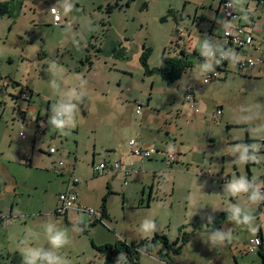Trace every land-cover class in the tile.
Segmentation results:
<instances>
[{
  "label": "rangeland",
  "instance_id": "1",
  "mask_svg": "<svg viewBox=\"0 0 264 264\" xmlns=\"http://www.w3.org/2000/svg\"><path fill=\"white\" fill-rule=\"evenodd\" d=\"M25 1L18 17L0 16V75L5 76L8 87L7 94L0 93V147L28 150L26 156L33 150L36 161L45 166H50V159L56 161L59 153L71 150L65 153V162L77 167L73 176L81 184L92 177L94 191L82 204L95 211L104 208L110 216L104 220L127 241H150L137 264H264V257L257 252L243 250L244 243L256 234L229 221L227 215L220 222L221 229H230L233 239L215 246L208 240L212 231L207 230L211 224L207 216L214 219L235 204L255 216V225L264 237L262 201L252 203L248 194L232 197L223 191L227 181L240 176L256 178V183L264 185V65L260 72H255V67L236 70L228 60L220 79L204 82L206 73L201 74L200 68L204 60L198 48H193L205 38L218 48L210 31L217 20L219 0H72L74 7L66 16L59 7L64 0ZM53 5L61 14L58 24L49 11ZM145 48L149 49L146 63L150 68L160 64L162 53L174 56L182 49L192 65L172 82L156 73L146 75L138 60ZM27 87L34 91V101L41 104L42 117L46 109L48 116L52 114L51 106L62 93L73 88L86 93L81 100H73L79 117L77 148L67 146L68 142L50 143L41 129L36 131L35 115L23 108L21 95L28 93ZM188 90L194 94L193 106L186 98ZM11 93L15 97H10ZM8 98L18 100L21 107H10ZM136 104L152 113L147 123L133 128L141 129L157 152L151 160L144 159V168L134 163L131 174L117 173L113 180H104L106 172L93 173L88 160L93 140L107 138L110 129L124 135L129 119L137 117ZM217 108L221 109L219 114ZM22 112L24 122L19 121ZM12 115L18 119L13 126ZM251 144L259 145L260 162H238L240 152L231 150ZM51 146L57 152L49 157L44 150ZM169 147L174 150L170 152ZM252 151L249 147L248 154ZM165 153H172L176 162L167 166L162 159ZM27 168L22 162L16 172L25 179ZM31 170H37L34 176L43 174V184L28 193L38 200L22 206V211L34 213L25 219L28 231L23 237L28 243L32 241L33 247L47 248L42 225L55 222L68 232L71 242L59 254L69 264H103L91 242L103 244L100 240L112 235L103 226L105 222L92 225L90 213L78 211L86 216L85 220L81 217V223L88 225L85 230L77 218L65 220L46 211L56 191V176L52 169L50 174ZM47 176L51 179L45 180ZM26 194L24 199L29 200ZM145 219L155 222L154 234L141 232ZM29 230L37 234L35 238L29 239ZM183 236L185 243L181 242ZM153 238L156 242L152 244ZM119 242L113 239L109 243ZM120 253L123 258L119 264H131L124 251L111 258L112 264H117ZM8 264H22L21 253Z\"/></svg>",
  "mask_w": 264,
  "mask_h": 264
},
{
  "label": "crops",
  "instance_id": "2",
  "mask_svg": "<svg viewBox=\"0 0 264 264\" xmlns=\"http://www.w3.org/2000/svg\"><path fill=\"white\" fill-rule=\"evenodd\" d=\"M0 2L8 3V9L5 15H8L9 17H18L21 14V11L23 10L26 4L25 0H17L15 1L13 5H12L13 0H0ZM219 4H220V1L218 3V8H217V12H218L217 14L218 16H216L217 20L213 22V26L210 31V34L213 37H215V40L217 43L216 46L220 48V43L222 42L221 35H222V31L225 28L226 24H231L232 27L240 26L243 29H245L247 32L251 33L253 37V44L250 46L242 47V48H235L233 46H227L226 49H231L232 51L237 53L240 57H244L246 55H256L257 52L254 50V45L260 44L264 46V0H242L241 6L233 7L234 12L238 16L230 17V18H225L220 13ZM251 4H253V7L250 8ZM258 10L260 11L258 14H256ZM261 15L263 16V19H261ZM139 57H138V60H139ZM200 59L204 60V57L202 56ZM228 62L229 61H227L223 65V70L224 68L227 67ZM263 65L264 63L256 66L254 68L256 70L255 72H260L261 67H263ZM5 83H6L5 76L0 75V93L4 92L5 94H7L6 91L8 90V87L7 88L5 87ZM188 91L192 93V96L194 98V94L192 90H188ZM27 92H28L27 94H29V99L24 100L23 108L27 112H31L32 115H35L34 121H35V125L37 128L36 131H39L41 129L43 134L51 139L50 143L52 141H59L60 143L63 142V144L68 142L66 144L67 146L71 145V147L77 148L78 126H75V128L71 130L66 129V131H70L67 135H64L60 133L59 131L51 128V126L48 124L49 111L48 109H46L47 106L45 108L46 111L44 112V116L42 117L41 113L43 110L40 107L41 104L36 103L34 101L35 100L34 91L28 90V87H27ZM10 97H15L14 93H11ZM2 102L4 106V103L6 102V100L5 102L4 101ZM7 103L8 104L10 103V107H13L14 104L17 108L21 107L18 105L19 101L18 100L16 101V99L14 101H11L9 99V101L7 100ZM23 108L20 109V112L24 111ZM135 113L137 117L133 120H132L133 117L129 119V123H128L129 129L128 131H126V133H124V135L114 134L111 132V129H110V131H108L107 138L100 136L99 138H95L93 140V151L91 154V158L90 156H88V160H90L93 173H94L93 167L95 165H98L101 162L119 161L125 167L126 170L129 169V171H125L123 169L118 170V171H113L112 169H103L98 173L106 172L105 173L106 175L103 176L104 180H113L114 178H116V176L114 175L117 173H120L123 175H129L132 173L134 169L133 168L134 163H138L139 166H142L144 168L145 167L144 165L147 164V162H145L144 159L151 160L152 155L149 158H144V159H140L138 157H134L133 155H131L130 147L128 144L130 139L135 138L137 143H139L143 147L152 148L154 151L152 154L157 152V150H154L153 148V143L150 141H147V135L143 136V132L141 129L133 128V127H136V125H139V128H140L144 123H147L150 120V115L152 112L150 110H147L146 107L142 106L140 111L139 112L135 111ZM24 116H25V113L22 112V114H20L19 116V121L24 122ZM42 118H44V121L41 120ZM74 120L77 125L79 117L75 115ZM0 121H1V116H0ZM16 122H18L17 117L14 118L12 115L10 125L13 126L14 123L16 124ZM0 132H1V128H0ZM36 136L37 135L34 134V138ZM13 150L14 149L11 148V145H8L7 147H0V264H8L9 262H11L13 257L17 256L18 253L20 252L19 249L24 246V242L27 241L23 237L24 234H26V232L28 231V220H25V219H27L29 215H33L34 213L22 211V206L24 205L27 206L29 205L31 201L38 200V196H34V194L32 196L31 195L29 196L28 193L32 192L34 188H38L40 183L43 184V182H41V178H43V174L38 173L37 176H34L37 170L35 171L31 169H41L43 171L42 173L47 172L48 174L52 172L51 169L53 170L52 173L56 176L53 179V182L56 185V191L53 192L52 198L50 202L47 204L46 211H50V213L52 212L56 216H64L65 220L69 219L72 221L75 218H77L76 219L78 220L77 223L82 224L81 217L85 220L86 216L79 214L78 211H81V210H78V207L84 206L86 208H90V207L83 205L82 203L88 202V196L91 194V192L94 191V189L91 188L92 177H88V180L87 182H85V184H81L79 179H77V182H72V178H76L73 176V174L76 171L77 167L75 166V164H69L65 162V153H70L72 152L71 150H66L67 152L61 153L63 154L62 156L59 153L55 158L56 161L50 159V166L40 165L35 159V154L33 150L27 156L25 154H26V151L28 152V150L26 151H23V150L13 151ZM56 152H57V149L55 150L54 153ZM13 153L16 156H14ZM44 153H46L47 156L49 157L52 154H54V153H49L47 149L44 150ZM165 155L162 158L165 164L167 166L172 165V163L171 164L166 163ZM74 161H75V157H74ZM22 162L26 164L28 168H30V170H28L27 168L25 179L22 178L16 172L17 166L21 165ZM59 162H61V164ZM174 162H176V157H175ZM27 174H29L30 176L28 177ZM50 179L51 177L47 176L45 180H50ZM262 187H264V185H262ZM68 189H70L71 191L77 194V199L75 202L76 204L72 208L68 209L65 212V214L57 215L55 213V208L57 206V195L61 191H65ZM25 194L27 197H29L30 201L28 199H24ZM24 200H26V202ZM261 203L264 204V201H262ZM259 206L260 204L257 205V208H259ZM93 212L94 213H90L93 221L94 220L100 221V222L104 221L105 225L103 226L108 231L112 232V235L106 234L107 236L100 240L105 243L103 244L100 243L97 246L107 244L111 242L113 239H118L120 242L122 241V242H127V243L133 241V240L127 241L125 237H122V235H120L119 233L114 232V228L111 227V224H109L103 218L104 216H107V213L106 215H104L102 211H97V210L96 211L93 210ZM83 213H86V212H83ZM107 217L110 218V216H107ZM225 217L226 216H224L221 221H223ZM227 218H228V214H227ZM82 226L83 228H85V230L88 227V225H84V224H82ZM219 229H221V224L219 225ZM207 230L213 231L215 229L208 228ZM260 231L261 229L259 227V231L255 236H259L261 238V250H262L263 255L261 257L258 253L257 254L259 257L263 258L264 257V237ZM28 244L30 246H34V243L32 241L31 243H28ZM92 244L95 245L94 243ZM245 248H246V242L244 243V247H243L244 252H245ZM95 251L97 250L95 249ZM97 253L99 252L97 251ZM99 255L101 256L100 258L102 259L103 264H106V257L101 253H99Z\"/></svg>",
  "mask_w": 264,
  "mask_h": 264
},
{
  "label": "clouds",
  "instance_id": "3",
  "mask_svg": "<svg viewBox=\"0 0 264 264\" xmlns=\"http://www.w3.org/2000/svg\"><path fill=\"white\" fill-rule=\"evenodd\" d=\"M242 0H231L229 7L241 6ZM59 7L63 9V15H68L74 5L72 0H64L63 3L59 4ZM51 12L55 16L56 20H60V12L56 5L51 7ZM226 34H232L230 31L232 28L231 24H226ZM194 50L198 48L199 53L203 56L204 62L201 64V74L214 71L215 65H218L223 60H229L233 64L239 62L242 57L231 49L225 48H213L210 44L209 39L205 38L202 42L193 46ZM219 53V55H217ZM54 64V63H53ZM52 65H50L51 67ZM52 86L57 87L56 81H52ZM86 93L81 90L79 93L75 88L69 90L67 93L61 94V99L54 105L51 106V115H49L48 124L51 128L59 131L60 133L67 135L70 131L66 129H73L76 126L74 116L77 112V104L73 102L79 101ZM252 148V154H248V148ZM169 147V151H173ZM239 151L240 156L237 159L238 162L247 164L248 162L259 163L260 159L257 155L259 152V145L251 144L247 146H235L231 152ZM261 185L256 183V178L249 180L246 176H240L227 181L223 187V191L228 196H239L240 194H248V200L252 203H259L264 201V192L261 191ZM214 210H216L214 208ZM228 219L238 225L247 226L248 231L253 235L259 231L255 225V216L249 211L242 208L240 205H229L226 209ZM207 222L212 223L213 217L207 216ZM44 234L47 239L49 247H33L30 246L27 241L24 242V246L19 249L22 256V264H69V261L59 254V250L70 244V238L66 229L58 227L55 222L47 221L42 225ZM140 230L144 235H152L156 232L157 226L153 220L145 219ZM37 234L32 233L29 230V239H33ZM233 239L230 229H215L209 236L208 240L212 242V245H223L226 241L230 242ZM259 243V241H257ZM123 258V254L120 253L117 258V264L120 259Z\"/></svg>",
  "mask_w": 264,
  "mask_h": 264
},
{
  "label": "built area",
  "instance_id": "4",
  "mask_svg": "<svg viewBox=\"0 0 264 264\" xmlns=\"http://www.w3.org/2000/svg\"><path fill=\"white\" fill-rule=\"evenodd\" d=\"M230 3H231V0H222L219 4V11L225 18L238 16L234 12L233 7H229ZM50 12H51V8H50ZM53 17H54V24H58L59 21L56 20L55 16ZM230 31L232 32V34H226V27L223 29L222 35H221L222 42L220 43V48L226 49L227 46H233L235 48H242V47L250 46L253 44V37L251 33L247 32L242 27L235 26V27H232ZM254 50L257 52L256 55H246L242 57V59L239 62L235 63L236 70H244L248 68H253V67H256L264 63V46L260 44L254 45ZM217 55H219V53H217ZM227 61L228 60L221 61L218 65H215L214 71L207 72L203 79L204 82L220 79L221 70H223V65ZM21 97L24 100H28L29 94L23 93ZM186 98L188 100H191V106H193L194 98L191 92L188 91L186 93ZM140 109H141V105L136 104L135 111L139 112ZM220 111H221L220 108L216 109L217 114H219ZM128 144L130 147V154L140 159L149 158L154 152L152 148L143 147L142 145L137 143L136 139L134 138L130 139ZM47 150L49 153H54L56 149L51 146ZM165 154H166L165 161L167 164H171L175 161V156L172 153H165ZM59 163L61 164V162ZM103 169H112L113 171H118V170L123 169L125 171H129V169L126 170L125 167L119 161L101 162L98 165H95L93 167V170L96 173L100 172ZM72 182H77V178H72ZM76 199H77V194L71 191L70 189L61 191L57 195V206L55 208V213L57 215L64 214L68 209L75 206ZM78 210L87 211L89 213H94L91 208H86L84 206L78 207ZM257 241H259V243H257ZM260 245H261V238L259 236L252 237L246 242L245 251L246 252H258Z\"/></svg>",
  "mask_w": 264,
  "mask_h": 264
},
{
  "label": "trees",
  "instance_id": "5",
  "mask_svg": "<svg viewBox=\"0 0 264 264\" xmlns=\"http://www.w3.org/2000/svg\"><path fill=\"white\" fill-rule=\"evenodd\" d=\"M219 1L221 2L222 0H219ZM111 7L112 6H109L108 10H110ZM7 9H8V3L0 2V16L5 15L7 13ZM148 53H149V49L145 48L141 52V55L139 58V61L141 62L144 73L146 75H151L153 73H156L159 75V77L162 80H165V81L172 82V81L179 79L181 75L192 65V61L188 59L185 51L182 49L178 53H176L174 56H168V55H165V53H162L160 64L157 67L150 68L147 66V63H146ZM261 191L264 192V187H261ZM102 212L104 213V215H106L104 208L102 209ZM226 215H227V212L220 213L216 218L213 219V222L207 226V229L208 228L209 229H219L220 222L222 218ZM95 223H96V220H94L91 224L93 225ZM164 240L166 241V239ZM186 240L187 238L183 236L181 239V242L185 243ZM149 242L150 241H147V239H141V240L132 241L129 243L121 241L118 244L107 243V244L99 245V246L93 245L92 243L91 244L99 253L103 254L106 257V264H112L111 258L121 251H124L126 253L125 258L129 262H131V264H137L139 254L147 250L146 245ZM155 242L156 241L153 238L151 240V243L153 244ZM257 253L262 257L263 254L261 250V245L259 246Z\"/></svg>",
  "mask_w": 264,
  "mask_h": 264
}]
</instances>
